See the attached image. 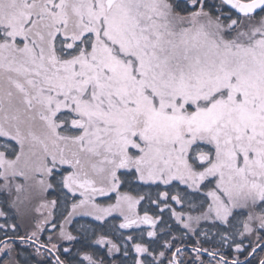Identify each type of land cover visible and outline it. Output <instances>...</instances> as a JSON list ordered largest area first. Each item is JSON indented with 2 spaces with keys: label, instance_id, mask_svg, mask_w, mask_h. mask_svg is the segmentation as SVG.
<instances>
[{
  "label": "snow or ice",
  "instance_id": "1",
  "mask_svg": "<svg viewBox=\"0 0 264 264\" xmlns=\"http://www.w3.org/2000/svg\"><path fill=\"white\" fill-rule=\"evenodd\" d=\"M0 264H264V0H0Z\"/></svg>",
  "mask_w": 264,
  "mask_h": 264
}]
</instances>
